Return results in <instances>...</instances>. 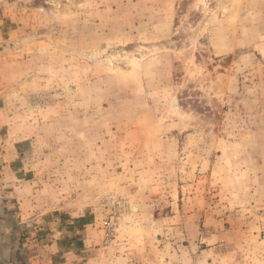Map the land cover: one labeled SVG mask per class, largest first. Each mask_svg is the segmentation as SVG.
I'll return each mask as SVG.
<instances>
[{"label": "rangeland", "instance_id": "374dc122", "mask_svg": "<svg viewBox=\"0 0 264 264\" xmlns=\"http://www.w3.org/2000/svg\"><path fill=\"white\" fill-rule=\"evenodd\" d=\"M58 263L264 264V0H0V264Z\"/></svg>", "mask_w": 264, "mask_h": 264}, {"label": "crops", "instance_id": "0c3cea01", "mask_svg": "<svg viewBox=\"0 0 264 264\" xmlns=\"http://www.w3.org/2000/svg\"><path fill=\"white\" fill-rule=\"evenodd\" d=\"M58 264H60V263H58Z\"/></svg>", "mask_w": 264, "mask_h": 264}, {"label": "bare ground", "instance_id": "6f19581e", "mask_svg": "<svg viewBox=\"0 0 264 264\" xmlns=\"http://www.w3.org/2000/svg\"><path fill=\"white\" fill-rule=\"evenodd\" d=\"M135 208V207H134Z\"/></svg>", "mask_w": 264, "mask_h": 264}]
</instances>
